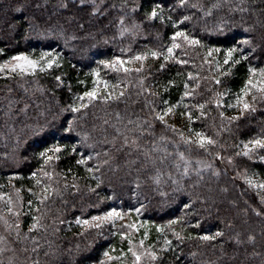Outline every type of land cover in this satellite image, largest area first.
<instances>
[{"label": "trees", "instance_id": "1", "mask_svg": "<svg viewBox=\"0 0 264 264\" xmlns=\"http://www.w3.org/2000/svg\"><path fill=\"white\" fill-rule=\"evenodd\" d=\"M37 2L46 8H35ZM14 3L0 0V64L21 53L36 58L42 52L57 56L53 67L44 71L0 73V197L18 195L22 209L19 236L14 222L5 232L0 231V264H98L100 260L133 264L127 251L129 240L122 239L120 233L112 236L109 226L83 227L75 222L113 207L140 208L150 222L143 248L154 251L158 259L144 257L142 264H264V203L247 181L248 175L264 172V161L259 159L264 150L251 153V159L243 155L245 143L264 138V100L258 98L255 112H245L235 120L222 104L223 96L241 92L250 68H264L261 30L251 34L256 51L250 53L247 46L239 45L246 34L232 26L242 18L244 27L258 18L264 20L260 15L264 0H246L244 4L241 0H185L182 6L180 0H160L164 19L153 21H146L144 14L155 7L154 0H85L83 7L73 0L77 6L70 3L68 9L59 7L61 0H22L29 14L51 16L53 32L47 35L31 32L26 25L12 27L22 22L20 14L12 10ZM238 6L254 7L255 14L241 13ZM185 16L189 19L184 20ZM121 19L129 29L123 35ZM133 23L140 27L133 29ZM218 26L224 28L222 33ZM177 31L200 40L207 48H219L220 61L224 62L228 48L238 46L245 48L243 54L248 59L224 63L223 72L215 76L202 67L199 45H190L182 37L171 39ZM173 43L180 47L173 49L172 56L157 60ZM153 51L158 53L155 58ZM137 55L149 60L140 71L135 67L128 72L118 67L110 70L102 63ZM240 55L237 51L234 58ZM97 71L118 82L124 95L107 100L104 94L87 98L84 94L91 92ZM183 100L191 104V127L216 142L207 146V151L196 144L186 145L178 128L155 119L167 106ZM218 102L222 106L218 107ZM69 105L86 107L74 114L61 111ZM25 107L27 110L21 111ZM66 120H75V131L69 133L61 127H66ZM129 120L141 126L137 136L140 130L144 133L139 151L123 147L122 137L116 138V129L126 132V126L135 128ZM82 137L87 138L82 142ZM53 146L62 151L49 153L53 159L45 164L39 153ZM180 152L191 161L187 176L183 167H175L176 163L182 165ZM82 158L87 163L77 164ZM220 159L229 167L218 166ZM198 160L201 163L196 165ZM213 163L217 165L212 167ZM89 167L94 171L88 172ZM45 185L51 194L40 203ZM257 211L261 215L257 216ZM33 216L40 221L29 233ZM218 231L223 235L215 236ZM204 235L215 239L201 240ZM250 236L254 238L251 241ZM131 242L133 248L140 247V241ZM105 249L114 259L103 257Z\"/></svg>", "mask_w": 264, "mask_h": 264}, {"label": "snow or ice", "instance_id": "2", "mask_svg": "<svg viewBox=\"0 0 264 264\" xmlns=\"http://www.w3.org/2000/svg\"><path fill=\"white\" fill-rule=\"evenodd\" d=\"M155 2V7L151 8L150 11L145 12L144 14V19L146 21H153L156 20L157 18L163 20V7L161 6L160 0H154ZM246 2V0H241V4H244ZM255 2V0H253V3ZM70 3L72 4L73 7H76L77 5L75 3H73V0H68V2H64V0H61V3L59 4V7L62 9H68ZM79 6L83 7L85 0H78ZM185 3V0H180V4L181 6ZM35 8L40 9L42 7L46 8V4L42 5L39 2L35 3L34 5ZM28 6L24 5L22 3V0H15L14 3V7H13V11L16 13H19L21 16V21L22 22H17V23H13L11 26L12 27H22L24 25L27 26V29L31 32H34L38 35H47V34H51L53 32V26L51 23V16L48 17H43V16H37L35 14H29L27 11ZM239 11L241 13L244 12H251L253 14H255V8L254 7H239ZM133 12L137 11V8H133L132 9ZM209 15L211 14L210 12L208 13ZM260 15H264V9H260ZM170 19V17H169ZM189 17L185 16L184 20H188ZM70 22V21H69ZM120 25H121V35H123L125 32H128L129 29L127 27H124V20L121 19L120 20ZM222 24H224L223 21H221ZM246 23V21L243 20V18L241 19V22L239 24H237L235 21L233 22L234 27H238L241 28L243 33H245L246 35L244 36V38H242L239 41V45H245L248 48V51L250 53H254L256 51V46L254 45V36L251 35L252 33H254L255 31H257V29L259 28L261 30V40H264V20L261 19H257L254 23L250 24L247 27H244V24ZM174 26H175V22H173ZM227 26V25H225ZM81 27H83V25H81ZM140 25L137 23H133L132 24V28L136 29L139 28ZM218 32H223L224 28L223 27H219L217 28ZM177 37H182L186 42H188L190 45H199L201 42L200 40L197 39H192L190 38L185 32L183 31H177L175 32V34L171 37V39L173 41H176ZM180 45L177 43H173L172 47H169L167 49L168 52V57H165V59H168L169 57L172 56L173 53V49L175 48H179ZM220 49L219 48H214V49H210L209 50V55L212 54V52H219ZM237 51H239L241 53L239 59H235L234 58V54L237 53ZM245 52V48L243 47H230L227 49L226 53H225V58H224V63L228 64L229 61H231L233 64H239L241 60H247L248 59V55H244L243 53ZM152 57H157L158 53L153 51L151 52ZM56 56L57 54H54L52 52H42L41 56H40V61H45V58H47L44 67L40 68V71H44V68H51L53 67L54 62H56ZM146 57L145 56H141V55H137L135 57H133V59L135 60H144ZM11 61H15L16 63L14 65H12L11 67H9V62L5 61L4 64H0V71H3L5 68H8L9 71L11 72H16L17 69L20 70L21 73H25V71L27 69H32L33 71L36 69L38 61L36 60H32L30 59L27 55L21 53L18 55H14L11 58ZM179 63H186L185 61H178ZM102 63L105 64V66H108L109 64H111V66L115 67L117 64L123 66L125 61L116 59L115 61H111V62H104L102 61ZM57 66L58 63H57ZM161 67L163 68V65H161ZM125 72H128L129 69L125 68L124 69ZM137 71H140V69H137ZM249 72L251 73V76L254 77L257 72L256 69L250 68ZM259 76L261 77L260 80L253 82V79L250 77L249 80L245 83V86L243 89H241V92L243 95H238L237 99H236V106L242 104L243 106V112H255L256 108H255V103L257 101V99L259 98L260 100H264V68L259 69ZM57 80L60 79V77H56ZM217 83H219V81H217ZM105 87H107V84H105ZM185 87H187V85H185ZM251 94V99H252V103H249L246 99H244V97L248 96ZM257 94H259L257 96ZM85 96L89 97L90 99H96L97 95H96V91L93 90L91 92H86L84 94ZM124 93L121 92L120 96H123ZM185 95H188V93L186 92ZM118 97H114L111 94H109V96L105 97V99H116ZM80 99L82 100L83 97H80ZM165 103H167V101H165ZM217 106L220 107L222 105L219 104V102L217 103ZM81 107H86V105H81L80 107H76V106H71L69 105L67 108L62 109V112H69V113H78L81 110ZM199 108L203 109L204 105H198ZM228 107H234V105L229 104ZM26 107L25 109H22L21 111H26ZM172 109L169 108L163 115L157 114L155 116L156 120H159L160 122L164 121V116L168 115L169 113H171ZM221 117H223V112L220 113ZM119 119V117H117ZM191 114L189 113V119L191 120ZM231 119L235 120L238 119V117H232ZM66 127H64V124L61 125V127L64 128V130L66 132H73L76 130V124H75V120H66L65 121ZM129 125H135V128H128L126 126V132L127 133H131L132 136L134 138H130V136L128 134H126V132H122L120 129H116V138L122 137V146L123 147H127L129 149H133L136 151L140 150V145H139V138L140 136H143V130H140L139 136L136 135V130L140 129L141 126L136 123L135 121L129 120L128 121ZM144 124L151 128L153 127L152 124L149 121H144ZM168 127V126H166ZM43 126H41L42 130ZM175 131V129H173ZM197 140L193 141L190 139H184V135L181 132L180 133V137L181 139L184 140V143L186 145H192V144H196L200 149H204L205 151H207V146L210 145H215V141L207 136H205L203 133L200 132H196L195 133ZM87 137H82L81 140L83 142L84 139H86ZM161 139H163V137H161ZM251 146V147H250ZM244 147V152L243 155L246 157H249V159H251V153H253L255 150H264V138H255V139H251L249 140L247 143H245L243 145ZM62 151L61 147L59 146H53V147H49L47 149H45L44 151L39 153L40 158L44 159L45 164H47L49 161H51L53 159V156L49 155V153H55L58 154ZM72 152H76V148L73 147L72 148ZM107 155V153L105 154ZM178 157H179V161L182 162L181 163H176L175 167L177 169H180L181 167H183V175L187 176L189 174V168L191 166V161L185 158V154L183 152L177 153ZM237 155H239V153H237ZM145 156L147 157V153H145ZM92 157L89 156L88 159H91ZM219 158V157H218ZM55 159L59 160L60 156L59 155H55ZM259 159L261 161H264V156H260ZM87 163V161L85 159H80L77 161V164H85ZM104 163H108V161H104ZM161 163H163V160L161 161ZM201 163V161H196V165H199ZM229 163H231V160H229ZM207 167H211L210 165H208ZM95 170H98L95 169ZM88 172H93L94 169L89 167L87 169ZM200 169L197 167L196 168V174L199 175L200 174ZM45 176H50L49 173L45 172L44 173ZM214 175H218V173H214ZM33 177L36 176V173L32 174ZM157 182H159V178H156ZM175 183V181H173ZM249 184H251V181H248ZM37 185L41 184L40 180L36 181ZM99 186V185H97ZM257 186L261 189H264V183H260L258 185H254ZM68 186L65 185V188H67ZM72 187H76V185H72ZM50 191H49V187L47 185L44 186V194L42 196V198L40 199V203H44V201H46L50 195ZM262 203H264V199H262L261 201ZM9 204H11V201L9 200ZM29 204L31 205V201H29ZM185 207H189V205H185ZM9 212H12V208L9 207L8 209ZM37 211H39V209H37ZM137 212L140 211V209H136ZM16 216H19V213H15ZM256 215L259 216L261 215V212L257 211ZM120 218L123 219V215L121 212H118L116 209H112L109 212H106L104 215L102 216H93L91 219L92 221H97V222H103V221H113V227L115 226L114 221L115 219ZM0 219H2V217H0ZM33 221L34 223L32 225L29 226V233L33 232L34 230L37 229V225L39 224L40 221V217L37 216H33ZM76 224L80 225V224H89L88 220H81L80 218L76 219ZM5 223H7V221H5ZM60 223H64L63 220L60 221ZM172 223H175V221H173ZM96 228H100L101 227V223H96L93 225ZM9 227H12V225H9ZM15 229L17 230V235L19 236L20 232V224L19 223H15L14 225ZM127 227L129 228H134L135 225H127ZM57 231L59 229H56ZM158 231L160 229H157ZM147 234L145 233V236ZM223 235L222 232H216L215 236H221ZM123 236V234H122ZM215 236H209V235H204L201 236L200 239L204 240V241H208V240H214ZM26 238H31V237H26ZM177 239H181V237H179L177 235ZM253 237H249V240H253ZM34 244L38 245V241L33 240ZM166 244H170V241L165 240ZM143 244L144 241L141 240L140 241V250H136L132 247V242L131 240H129V248H128V253L131 254L132 258H133V264H142V260L144 257H147L150 261H155L158 259L156 253L154 251H147L143 248ZM33 251H37V248H33ZM103 255L105 257L108 258V261H111L112 259H114L112 256L109 255V252L105 251L103 253ZM119 259V258H116ZM36 264H38V262H36ZM98 264H107V262L105 260H100L98 262Z\"/></svg>", "mask_w": 264, "mask_h": 264}, {"label": "rangeland", "instance_id": "3", "mask_svg": "<svg viewBox=\"0 0 264 264\" xmlns=\"http://www.w3.org/2000/svg\"><path fill=\"white\" fill-rule=\"evenodd\" d=\"M199 46L201 47V62H202L201 64H202V67L207 69L213 75L219 76L223 72L222 65L224 64V62L220 61V59L223 58V55L219 52H212V54L209 55L208 54L209 50L214 49V47L207 48V47H205V45H200V44H199ZM25 55H27L32 60L38 61V64H37V67L35 70H37L41 67H44L45 62L47 60V58H46L45 61H40V58H36V57L32 56L31 54L30 55L25 54ZM165 57H168V52L161 54L157 60H160V61L161 60H167V59H165ZM116 59L125 61L124 65L121 66V65L117 64L115 67H113V66H111V64H109L108 66H105V68L110 69V70L115 69L116 67L127 68V69L131 68V67H135V68L141 69V68H145L147 66L146 64L149 61L148 58H145L144 60H135L133 58H131V59L115 58L111 61H115ZM111 61H105V62H111ZM153 61H154V59L152 60V62ZM8 62H9V67H11L12 65H14L16 63L15 61H11V59L8 60ZM4 63H2V64H4ZM34 71L32 69H27L25 71V73H21L20 70L17 69L16 72H11L8 70V68H5L3 71H0V73L1 74H29V73L34 72ZM256 72H257V74L254 77L251 76V73L249 76V78L251 77L253 79V82H256V81L261 79V77L259 76V69H256ZM104 73L105 72L97 71L94 74L95 80H94V84H93L91 91L95 90L96 95L104 94V95L109 96V94H111L112 96L117 97L121 93L120 85L118 84V82L115 83V81L111 80L109 78V76H107ZM249 78H248V80H249ZM105 84H107V87H105ZM238 95H243V94H242V92H239L238 94L232 93L230 95L223 96V97H225L224 101L222 98V104L225 108V112L227 113V115L229 117H237V116L245 113L242 110L243 109L242 104L236 106V99H237ZM87 98H89V97H87ZM244 99H246L249 103H252L251 94L244 97ZM229 104L234 105V107H231V108L228 107ZM190 105L191 104L189 102L183 100V101L178 102L174 105L167 106L165 108L164 112L162 113V115L169 108H171L172 109L171 113L164 116V122L167 123L168 125H172L175 128H178L179 131H181L183 133V135L186 139H190V140L195 141V140H197V137L195 135L196 131L191 127L192 118H191V120L189 119V113L191 114V112H192L190 110ZM191 117H192V114H191ZM255 151H258V150H255ZM217 164H218V166H221L222 169H223V167L226 169L228 166V163L226 161H224L223 159H220L217 162ZM217 164L213 163L212 167H215ZM247 181L252 182L251 184H249L247 182L249 187L252 185L251 186V187H253L251 189L252 192H254V190L256 191V189H257L258 193L256 195L257 196L259 195L261 199H264V189H261L257 186H254V185H258L260 183H264V172H258L257 171V172H254V173L248 175ZM9 200L11 201V204H9ZM9 207L12 208V212L8 211ZM112 209H116L118 212H121L123 215V219H120V218L115 219V221H114L115 226L114 227H113V221L109 220V221L97 222V221H92V219H91L92 217L89 219H86L89 221V224H87V225L80 224V225L83 227L84 226L94 227L93 226L94 224L101 223V226L106 225V226L110 227L112 236L120 233L122 239H128V240H131L133 242L134 241H141V240L148 241L147 239L149 237V231H151V224L147 219H145L142 216L143 213L141 212V210L139 212L136 211V209H140V208H136L133 210V209H122L119 207H113V208L105 211L103 214H100L97 216H102L106 212L111 211ZM0 211H3V216L2 215L0 216V217H3L2 219H0V231L5 232L6 229L8 230L10 228L9 225L10 224L13 225V222H14V224L20 223L21 217H22V209H21V206H19L18 195H12L11 197H8V195H2L0 197ZM17 212L19 213V216L15 215V213H17ZM5 221H7V223H5ZM133 224L135 225L134 228L127 227V225H133ZM145 233L147 234L146 236H145ZM122 234H123V236H122ZM139 244L140 243H138V245ZM139 248L140 247H138V248L135 247L134 249L140 250ZM111 249H112V251L114 250L113 248H111ZM7 250L10 251L9 244H8ZM105 251H107V249H105L102 252V255ZM108 251H109V255L113 257V253H111L110 250H108ZM103 257L107 258L104 255H103Z\"/></svg>", "mask_w": 264, "mask_h": 264}]
</instances>
